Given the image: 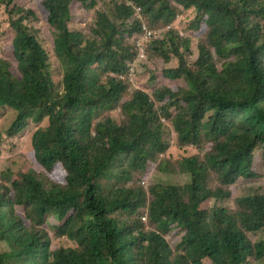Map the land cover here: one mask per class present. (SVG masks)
<instances>
[{
	"label": "trees",
	"instance_id": "trees-1",
	"mask_svg": "<svg viewBox=\"0 0 264 264\" xmlns=\"http://www.w3.org/2000/svg\"><path fill=\"white\" fill-rule=\"evenodd\" d=\"M16 1L0 0L13 32L0 47V108L15 112L6 135L48 125L31 138L39 171H0V264H264V185L242 186L258 179L257 149L264 162V0H38L62 92L28 24L37 13ZM75 2L94 12L89 37L71 26ZM136 9L159 31L142 44L148 62L175 60L161 75L180 85L130 87L146 60L129 42L142 31ZM184 12L192 37L174 27ZM164 121L204 155L167 157ZM154 168L167 180L153 181ZM225 200L235 209L206 206ZM53 217L74 247L52 245Z\"/></svg>",
	"mask_w": 264,
	"mask_h": 264
},
{
	"label": "rangeland",
	"instance_id": "rangeland-1",
	"mask_svg": "<svg viewBox=\"0 0 264 264\" xmlns=\"http://www.w3.org/2000/svg\"><path fill=\"white\" fill-rule=\"evenodd\" d=\"M37 1L38 0H17L14 3V5H16L18 8L33 9L37 13V19L33 23H28V24L30 28L37 31L38 41L44 47V49L47 51L49 55L56 91L62 92L63 90L62 78H63L64 69L62 67L61 62L55 57L53 52V41L55 36L54 33L50 30V28L45 25L43 15L41 9L37 5ZM107 1L109 0H105V2H101V6H104L105 9H107L106 6ZM71 12H72V18H71L72 28L76 31H80L84 33L86 36L89 37L90 36L89 28L94 20V12H86L84 8L81 6V4L76 2L72 4ZM192 16H193L192 13L184 12L181 14L180 19H178L174 24L175 28L181 29L180 33L183 36L188 35L192 37L191 31L186 30L185 28L186 24H184L186 19ZM143 23L146 25L145 21H143ZM12 40H13V32L9 26L8 16L6 15L5 9L2 7L0 9V47L4 44L11 42ZM197 41L195 39L192 40L190 51L186 53V59L190 65H193L197 58V50H196ZM129 42L131 44L133 43L134 46L136 47L139 44H141L140 46L144 44V46L146 45L147 47L148 40L143 39V32H141L136 39L133 40L131 39ZM0 57H2L1 54ZM166 66L174 67L176 66V61L171 60V62L168 65H164L162 60H158L154 63H150L148 62L146 55L145 61L142 60L141 63L138 62L136 74L134 75L133 81L131 82L132 84L129 83L130 87L132 89H140L145 92H148L149 94H152L154 89L162 85H180V81L171 82L163 78V76L161 75V70ZM111 116L116 120H120L119 119L120 110L119 109L114 110L113 112H111ZM14 117H15V112L12 109L0 108V171L2 172L3 169H5L6 167H12L13 170L17 171L24 164L31 166L35 170L39 171L40 170L39 167L34 163L31 156V152H32L31 138L33 133L36 131V129L48 125V120L45 119L41 123H33L31 121L23 132L19 133L14 137H8L6 135V129L11 124ZM164 123L167 127L164 137L166 141L170 143V149L167 152V157L174 160H178V159L183 160L185 158L195 156V154L197 153H199L201 157L204 155V150L202 149H197L190 146H179L176 142V136L174 132L167 125L166 121H164ZM252 169L258 175V179H256L255 181H244L242 186L247 183H262L264 185V162L262 160L261 149L259 150L257 149L254 153V162ZM149 177L152 178L153 181H155L156 179V182L167 180V176H163L162 174H159L156 168L152 170V173L150 174ZM144 185L147 186L148 183L144 182ZM206 206L208 207L221 206L229 210L235 209L233 200H225L220 202L210 201L206 204ZM204 208L208 209L207 207ZM57 224H60V222L53 217L50 218L46 223V225L44 226V229L47 231V233L49 234L52 240V245L54 247L59 245L66 248L74 247L75 244L70 240H68L67 238L58 239L55 236V232L53 228ZM166 240L169 241L171 246H174L176 242V238L173 236L166 237ZM0 248H4V247H0Z\"/></svg>",
	"mask_w": 264,
	"mask_h": 264
},
{
	"label": "built area",
	"instance_id": "built-area-1",
	"mask_svg": "<svg viewBox=\"0 0 264 264\" xmlns=\"http://www.w3.org/2000/svg\"><path fill=\"white\" fill-rule=\"evenodd\" d=\"M138 18L140 17L138 16ZM141 28L143 32V39L150 40L159 35V31L149 29L144 23L141 25ZM140 45L141 44H139L138 46L142 49L143 47ZM140 58H144L143 52H141Z\"/></svg>",
	"mask_w": 264,
	"mask_h": 264
},
{
	"label": "clouds",
	"instance_id": "clouds-1",
	"mask_svg": "<svg viewBox=\"0 0 264 264\" xmlns=\"http://www.w3.org/2000/svg\"><path fill=\"white\" fill-rule=\"evenodd\" d=\"M130 5V4H129ZM137 15H139L140 17H141V14H140V12L136 9V13H135V18L136 19H138V20H140L141 21V25L143 24V20H142V17L141 18H138V16ZM142 29V28H141ZM157 31V30H156ZM142 32V31H141ZM137 49H138V51H139V54H138V59H145L146 58V54H145V52H144V50H143V48L141 49L139 46H137ZM141 52H143V54H144V58H140V54H141ZM133 78H134V75L133 74H130L129 75V80H130V82H132L133 81ZM120 79H122V80H125V78H120ZM262 160H263V153H262ZM142 220L145 222L146 220H147V215L145 214L144 215V217L142 218Z\"/></svg>",
	"mask_w": 264,
	"mask_h": 264
}]
</instances>
